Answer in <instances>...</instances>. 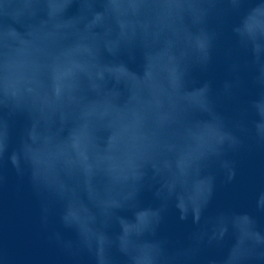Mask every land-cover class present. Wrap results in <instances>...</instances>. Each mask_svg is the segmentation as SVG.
<instances>
[{"label":"water","instance_id":"95a60500","mask_svg":"<svg viewBox=\"0 0 264 264\" xmlns=\"http://www.w3.org/2000/svg\"><path fill=\"white\" fill-rule=\"evenodd\" d=\"M0 264H264V0H0Z\"/></svg>","mask_w":264,"mask_h":264}]
</instances>
